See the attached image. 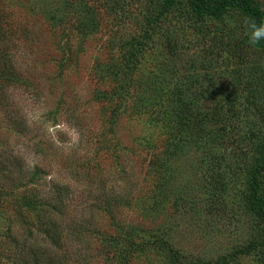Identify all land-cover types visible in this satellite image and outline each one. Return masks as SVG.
Masks as SVG:
<instances>
[{
    "label": "rangeland",
    "instance_id": "1",
    "mask_svg": "<svg viewBox=\"0 0 264 264\" xmlns=\"http://www.w3.org/2000/svg\"><path fill=\"white\" fill-rule=\"evenodd\" d=\"M0 2L17 30L2 41L5 53L0 50V264H34L24 257L31 243L61 257L44 223L53 218L58 183L69 184L72 196L65 200L64 223L86 216V223L113 234L97 207L99 199L117 197L123 222L160 227L169 244L132 254L131 264H181L178 257L183 264H264V215L246 204L254 154L243 139L251 123L249 140L261 142L262 151L264 40L249 44L250 17L238 4L202 15L192 0ZM250 2L264 18V0ZM63 45L71 57L58 62ZM107 65L133 87L126 109L118 112L104 95L116 84L104 74ZM205 71L214 73L212 79L200 76ZM176 73L212 85L214 96L203 99V107H213L217 95L238 96L243 122L231 146L245 152V164L241 160L227 173L226 189H211L200 144L187 131L162 170L161 190L154 181L152 151L162 148L175 125L159 115L166 103L152 113L147 108L136 114L134 106L184 95L174 88L185 82ZM251 95L258 105L249 103L252 112L244 111ZM9 158L16 161L14 173L5 165ZM261 185L264 209V177ZM160 191L166 204H157Z\"/></svg>",
    "mask_w": 264,
    "mask_h": 264
},
{
    "label": "trees",
    "instance_id": "2",
    "mask_svg": "<svg viewBox=\"0 0 264 264\" xmlns=\"http://www.w3.org/2000/svg\"><path fill=\"white\" fill-rule=\"evenodd\" d=\"M167 2L168 4H172V0H167ZM192 3L194 9L202 15L221 14L226 6L238 4L243 9V12L250 17V22L255 21L257 25L264 24L261 12L250 0H192ZM8 11L0 2V50L3 54L6 50H4L5 45H2V41L6 37L14 36V33L17 31L13 29L15 27L14 21L11 19V16H8ZM80 23L82 24L81 26L79 25L81 28L84 23ZM28 30L27 26H20L21 33L25 34ZM62 47V51H58L62 59L58 56V59H60H57L58 62L67 61L71 57L68 47L66 45ZM57 65L59 66V64ZM104 74L107 77L114 78L116 83L114 89L104 91V95H107L108 100L112 99L116 103L115 112L126 109L129 101L128 98H131V91L133 90L131 82L125 83L122 78V72L114 70V66L107 65L104 69ZM208 74L211 73L205 71L200 76L205 78L208 77ZM175 75L177 79H184L183 77H178L177 73ZM213 75L214 73L211 74V79ZM186 79L185 77V82L178 80L179 82L174 85V88L179 87V90H182L184 94H178L177 99L167 96L164 99H159V101L146 99L142 102L143 104L137 105L136 102L134 106L136 114L147 110V108L152 113L156 111V106L160 105V108H163L164 103H166L168 108L166 113L159 114L158 112V114L162 116V120H172L175 125V129H173L175 132L172 131L173 134L169 133L166 140L164 138L165 143L163 142L162 148L158 151H152V159L149 164L155 169L156 179L154 181L157 183L159 190H161L166 179L162 170L167 161L176 153V149L184 145V135L186 136L187 131L188 135L193 137L194 142L200 144L201 162L205 167L203 171L209 178L207 180L208 183L211 181V189H214V187L215 189L218 187L222 190L226 189L228 183L227 173L232 172L239 165V161L245 160L242 157L245 152L236 151L231 146L233 145V141L236 142L234 135L239 131L243 122L242 119L240 120V109L237 107L238 103H236L238 96L236 93L230 98L217 95L214 98L215 101L217 100L215 105L211 108H206L203 107L202 101L208 95L214 96L211 93L209 94L212 91V85L204 83L203 81L205 80H202V83H191L190 80ZM165 85L168 86L167 83ZM239 90L240 87H238V92ZM247 100L249 102L247 106L244 105L243 109L244 111L252 112L251 110L253 109L248 106L249 103L254 106L258 105V103L252 98V95L251 99L249 97ZM249 121L250 119H248ZM246 126L249 129V133H244L243 139L247 140L245 141L246 145L252 150V154H254L252 165L248 168V186L251 189V194L246 196V204L255 213L257 212L259 215L262 213L264 215V209L261 206L260 200L262 193L261 178L264 177V147L261 151V142L249 140L251 134H253V128H251V123ZM228 146H231V148ZM248 147H246V150ZM15 162L12 158L5 160V165L13 173L16 168ZM242 164H245V161ZM241 166L240 168H242ZM11 179L15 178L11 177ZM69 186V184L64 183H58L55 186L57 198L52 207L54 209L53 218L47 219L44 222L47 235L51 237L52 242L61 250V257L58 255L54 257L49 256L47 248L36 245V243H31L25 251V260L32 261L34 264H49L50 262L51 264H131L132 254L139 251L144 252L148 246L157 242L169 244L168 240L163 239L162 234L158 232L160 227L156 228L152 224L143 221L130 222V224L126 221L123 222L121 218L122 211L120 210L121 203L117 197L108 200L99 199L100 203L97 207L98 215L105 218L106 222L110 223L114 228L113 234H109L110 231L106 228L99 227V224H89V220L86 223V216L84 219H80L79 222H72L73 225L64 223L61 216L66 207L65 200H68V197H70L71 191ZM158 196L161 201L164 200L162 202L159 200L158 205L165 203V200L168 198L162 196L161 191ZM99 197L100 195H98L97 199ZM179 200L176 198L177 202ZM178 209H172L171 214H174L175 210ZM171 217L172 215L168 217L169 221ZM99 237L101 238V242L93 241ZM62 247H65V249L62 250ZM175 252L179 255V252L176 250ZM183 261L184 259L178 257L179 263L183 264Z\"/></svg>",
    "mask_w": 264,
    "mask_h": 264
},
{
    "label": "clouds",
    "instance_id": "3",
    "mask_svg": "<svg viewBox=\"0 0 264 264\" xmlns=\"http://www.w3.org/2000/svg\"><path fill=\"white\" fill-rule=\"evenodd\" d=\"M248 42L251 45H256L264 40V24L257 25L255 21L249 23Z\"/></svg>",
    "mask_w": 264,
    "mask_h": 264
}]
</instances>
